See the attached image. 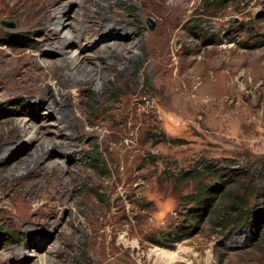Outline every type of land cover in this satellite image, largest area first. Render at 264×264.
I'll return each instance as SVG.
<instances>
[{"label":"rangeland","instance_id":"1","mask_svg":"<svg viewBox=\"0 0 264 264\" xmlns=\"http://www.w3.org/2000/svg\"><path fill=\"white\" fill-rule=\"evenodd\" d=\"M34 1L0 0V264H264V0H63L64 55Z\"/></svg>","mask_w":264,"mask_h":264},{"label":"bare ground","instance_id":"2","mask_svg":"<svg viewBox=\"0 0 264 264\" xmlns=\"http://www.w3.org/2000/svg\"><path fill=\"white\" fill-rule=\"evenodd\" d=\"M63 0H36V1H34L32 4H31V7H32V13L34 14V16L33 17H39V19H36L35 20V22H40V23H43L44 25H45V27H46V29L48 30V32H49V38H50V40H49V43H50V48H52L53 50L55 49L56 51H58L59 53H62L63 52V50H64V48H66V49H70L72 46H71V42H70V39H71V32H74V29H75V26H74V24L73 23H70V22H67V23H65L64 21L67 19V18H69V16H67V15H64L63 14V12H62V10H61V12H59L58 11V8L57 7H63L62 5H58V4H60L61 2H62ZM92 1H105V0H92ZM31 2V1H30ZM35 2H37L36 4H35ZM97 3V2H96ZM58 5V6H57ZM55 6H56V9H55ZM170 7V6H169ZM167 9H169L170 11H172V9H170V8H166V10ZM38 14V16H37V14ZM75 19V17L73 18V20ZM109 24V23H108ZM66 25V27H67V36H62L61 35V30H62V26H65ZM111 25V24H110ZM110 25H107L108 27L105 29V30H109V29H111L112 27H110ZM125 39H129V37H127L126 36V38ZM162 44H164L165 45V42L163 43L162 42ZM162 44H160V45H162ZM114 46L116 47V48H118V50H119V56L120 57H122V56H124V55H126V54H128L129 53V51H130V49L129 48H127V46H124V45H121V44H114ZM158 49H159V51L161 50L162 52H165L167 49L164 47V46H161V47H158ZM63 54V53H62ZM61 54V55H62ZM64 55V54H63ZM64 60L66 61V60H68V59H66V58H62L61 59V61H60V64H51L52 65V68L53 67H58L59 69H57V74L56 73H53L54 75H51V79L53 78V79H55V81H56V79H58L60 76H64L63 75V70H65V69H70V67L72 66V67H74L75 65H76V63H77V60H78V58H77V56H73L72 57V59H70V61H69V63H67L66 65L64 64ZM37 63V62H36ZM20 65H21V63H19ZM25 64H26V61H25ZM36 65V66H35ZM65 65V66H64ZM33 66H35V68L37 69L38 67H37V64H33ZM18 68V65L16 66V68H14V70L16 69V70H18L17 69ZM75 68V67H74ZM1 70H0V76L1 77H5V78H7L10 74H8L9 72H11L10 71V69L9 68H6V64H3L2 65V67L0 68ZM72 69V68H71ZM114 69H115V66H114ZM15 70V71H16ZM48 71V70H47ZM66 71V70H65ZM14 73V72H13ZM12 73V74H13ZM52 73V72H51ZM20 74V73H19ZM42 74V73H41ZM13 75H15V74H13ZM17 75V74H16ZM45 76H48V75H45ZM12 78V77H11ZM46 78V77H45ZM44 78V82L46 81V79ZM8 79V78H7ZM14 80V79H13ZM58 81H59V79H58ZM41 83V82H40ZM56 84H58V82L56 83ZM39 87H42V90H41V92L43 93V94H45V92L48 90V88H47V83L45 84H43V86H42V83L39 85ZM62 89H63V87H61ZM62 89H59V92H61V90ZM63 93V92H62ZM60 94V93H59ZM64 95V94H63ZM45 98V95H43V99ZM46 109H50V106L49 107H47L46 106ZM55 109V108H54ZM56 111V110H55ZM66 115V114H65ZM47 117H50V116H47ZM63 120V119H62ZM34 130V128L32 127V126H23V129H21V130H19V129H17V126H16V124L13 126V128L10 130V132H12V135H14L13 136V138L14 137H21V136H26V135H30V138H29V140L30 141H37V139H38V135H37V131L35 132V131H33ZM11 135V136H12ZM10 136V137H11ZM44 145H46V143H38L35 147H34V151H33V155L31 156V159H29V160H31V162L29 163V164H32V162H33V167H31L30 168V170H26L25 171V173H24V176L26 177V178H28L29 179V174H33V173H39V171H41V169H43L42 168V166H41V164H42V161H43V159H44V153L46 152V148H44L43 146ZM59 145H60V143H59ZM6 149V148H5ZM48 150V149H47ZM3 152H5V151H3ZM6 153V152H5ZM3 157H4V155H2ZM2 156H0V162L2 161L1 159H3L2 158ZM9 157V156H8ZM30 158V157H29ZM33 160V161H32ZM8 161V160H7ZM25 165V164H24ZM27 165L28 164H26L25 165V167H27ZM24 169V168H23ZM11 170V169H10ZM51 171V170H50ZM58 171V170H57ZM41 173V172H40ZM51 174V173H50ZM54 175V174H53ZM52 175V176H53ZM37 176H39V174L37 175ZM22 177V176H21ZM32 177V176H31ZM35 178V177H34ZM53 178H55V177H53ZM5 179V178H4ZM27 179V180H28ZM19 180H21V178L19 179ZM30 181V180H29ZM55 181V180H54ZM60 181V180H59ZM25 182V181H24ZM33 182H34V180H33ZM20 183H22V182H20ZM31 183V182H30ZM26 184V183H25ZM57 184V183H56ZM60 185H61V183H60ZM31 187H33V186H31ZM26 188H29V187H26ZM60 188V187H59ZM62 189V188H61ZM59 190V189H58ZM28 192V191H27ZM160 255H165V256H167V259H170V261L171 260H174V259H176L178 256L176 255V254H173V253H167V252H161L160 251V253H159ZM165 258V257H164Z\"/></svg>","mask_w":264,"mask_h":264},{"label":"trees","instance_id":"3","mask_svg":"<svg viewBox=\"0 0 264 264\" xmlns=\"http://www.w3.org/2000/svg\"><path fill=\"white\" fill-rule=\"evenodd\" d=\"M204 168L206 171L209 170V167H207L206 165H204ZM208 172H210L211 174H215V171L213 170H209ZM203 190L199 191V193L197 195L191 196V199L193 200L192 202H194L195 206L198 209H209L212 206V203L214 202V200L216 199L215 195H217V189L216 188H210L208 186H203ZM240 200L238 199L237 201L234 199L232 201V204L230 205V212L233 213V215L239 216L241 214V204H240ZM195 207V208H196ZM241 217V215H240ZM239 217V218H240ZM237 219H234V222H236ZM240 220H243L242 218H240ZM14 233L12 234H8L6 240H11L14 238ZM186 237L184 236H180L177 239H175V241H173L174 243H179L181 242L183 239H185Z\"/></svg>","mask_w":264,"mask_h":264},{"label":"water","instance_id":"4","mask_svg":"<svg viewBox=\"0 0 264 264\" xmlns=\"http://www.w3.org/2000/svg\"><path fill=\"white\" fill-rule=\"evenodd\" d=\"M0 24L6 28H14V23L12 21L1 20ZM153 29V25L150 26V30Z\"/></svg>","mask_w":264,"mask_h":264}]
</instances>
